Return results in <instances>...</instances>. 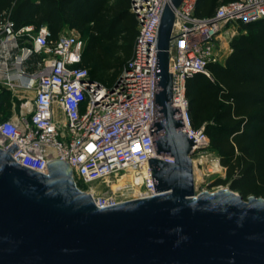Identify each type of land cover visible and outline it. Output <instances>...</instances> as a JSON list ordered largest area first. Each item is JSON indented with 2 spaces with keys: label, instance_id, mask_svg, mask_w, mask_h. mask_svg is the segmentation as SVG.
<instances>
[{
  "label": "built area",
  "instance_id": "built-area-1",
  "mask_svg": "<svg viewBox=\"0 0 264 264\" xmlns=\"http://www.w3.org/2000/svg\"><path fill=\"white\" fill-rule=\"evenodd\" d=\"M198 3L131 0L130 10L138 20L133 54L110 86L92 78L81 64L77 33L60 34L54 40L46 26L16 28L9 16L0 20V85L12 93L17 88L35 90L31 99L20 98L22 107L15 117L0 118V147L14 142L18 147L12 157L44 173L50 160L64 159L74 176L87 184L115 174L118 179L112 187L127 186L134 193L122 199L116 193L98 196L91 188L86 190L99 206L156 194L149 160L156 155L157 40L165 7L170 5L175 13L170 44L172 102L184 122L180 130L194 140L195 153L208 145L209 136L205 126L192 124L187 78L210 74L213 42L225 23L264 18V0H231L209 16L197 15Z\"/></svg>",
  "mask_w": 264,
  "mask_h": 264
},
{
  "label": "water",
  "instance_id": "water-1",
  "mask_svg": "<svg viewBox=\"0 0 264 264\" xmlns=\"http://www.w3.org/2000/svg\"><path fill=\"white\" fill-rule=\"evenodd\" d=\"M174 19L167 5L149 160L157 193L99 206L66 160H50L44 173L12 157L14 142L0 147V264H264V199L195 192L194 140L172 102Z\"/></svg>",
  "mask_w": 264,
  "mask_h": 264
},
{
  "label": "trees",
  "instance_id": "trees-1",
  "mask_svg": "<svg viewBox=\"0 0 264 264\" xmlns=\"http://www.w3.org/2000/svg\"><path fill=\"white\" fill-rule=\"evenodd\" d=\"M217 4L218 0H199L197 15H212ZM8 16L16 28L47 24L54 40L65 26L88 30L81 64L92 78L109 86L115 81L105 80L101 73L123 70L138 33L135 15L108 0H0V20ZM243 26L246 32L232 39L225 62L211 61L210 74L188 77L186 88L193 126L212 121L206 132L226 168V177L214 184L230 183L246 197L254 175L264 168V18ZM116 53L124 58H116ZM1 90V102L8 103L11 92Z\"/></svg>",
  "mask_w": 264,
  "mask_h": 264
},
{
  "label": "rangeland",
  "instance_id": "rangeland-1",
  "mask_svg": "<svg viewBox=\"0 0 264 264\" xmlns=\"http://www.w3.org/2000/svg\"><path fill=\"white\" fill-rule=\"evenodd\" d=\"M228 1L231 0H218L217 7ZM68 31L70 33L72 30L68 28L67 33ZM244 32H246V29L243 26V22L240 20H232L230 22L225 23L219 34L215 37L213 42V61L224 63L225 59L232 51V47H231L232 39H234L236 36ZM74 33H77L79 40L81 42V50L83 57V55L85 54V47L88 40V30H83V31L77 30L76 32L74 31ZM105 47L107 49L110 48L109 44H106ZM115 57L118 59L124 58L121 53H116ZM121 72L118 71V69H110L103 71L101 75L105 80L109 81L111 79L113 81H116V79L119 77ZM2 88L3 87H1L0 85V93L2 92L1 90ZM208 123H212V121L208 119L198 124L199 125L198 127L203 125L207 130ZM208 136H209L208 145L203 150H201L198 153H195L192 156L193 167H194L195 192L201 193L204 191L213 192L219 189H231L236 193L242 195L240 191L232 189L230 183L214 184L216 179L226 177V168L221 163V156L219 152L212 146V138L209 133ZM117 179L118 177L115 176L114 174L108 177L107 180L103 179L87 184L82 182L81 179H79L78 177H75L76 184L80 189L86 191L91 188L94 191L95 195L98 196H106L107 194L110 193L112 194L117 193L116 194L117 197L122 199L130 196H134V193H131L132 189L130 187L126 186L124 187L125 189L123 190H117L116 188L110 187L113 181H117ZM114 189L115 192L113 191ZM253 196L261 197L264 199V168L260 173L254 175V182L250 187V192L244 198L248 199L249 197H253Z\"/></svg>",
  "mask_w": 264,
  "mask_h": 264
},
{
  "label": "crops",
  "instance_id": "crops-1",
  "mask_svg": "<svg viewBox=\"0 0 264 264\" xmlns=\"http://www.w3.org/2000/svg\"><path fill=\"white\" fill-rule=\"evenodd\" d=\"M108 4L109 5L118 4L120 7H123V9L128 8V10L131 12V10H130L131 0H108ZM29 24H33V23H29ZM41 26L48 27L47 24H43ZM37 28H39V27H37ZM68 28H70V27L65 26L63 28V30L58 34V36L60 34L67 33V29ZM70 29L73 32L74 31L76 32L78 30L76 28H70ZM72 31L70 33H72ZM68 33H69V31H68ZM1 87H3V86L1 85ZM3 88L7 89L6 87H3ZM10 92H11V96H10V100H9L8 103L7 102L2 103L1 102V97H0V118L1 119H9V118L15 117L16 113L19 112V110L22 107L21 103H22L23 99H20V98L24 97L25 99L26 98H28V99L30 98L31 99L35 95V90L34 89H30L29 90V89L17 88V89H15L13 91V93H12V91H10Z\"/></svg>",
  "mask_w": 264,
  "mask_h": 264
},
{
  "label": "bare ground",
  "instance_id": "bare-ground-1",
  "mask_svg": "<svg viewBox=\"0 0 264 264\" xmlns=\"http://www.w3.org/2000/svg\"><path fill=\"white\" fill-rule=\"evenodd\" d=\"M200 158H201V157H200ZM202 161H203V160H202ZM212 161H213V160H212ZM214 163H215V162H214ZM197 164H199V163H197ZM215 165H216V164H215ZM123 183H124V179H122V183H121L122 186H124ZM106 184H107V183H106ZM93 186H94V185H93ZM93 186H92V187H93ZM112 186H113V184L110 185V187H112ZM94 188H95V187H94ZM134 190H137V189H134ZM131 193H132V192H131ZM116 194H117V193H116ZM118 196H119V195H118Z\"/></svg>",
  "mask_w": 264,
  "mask_h": 264
}]
</instances>
